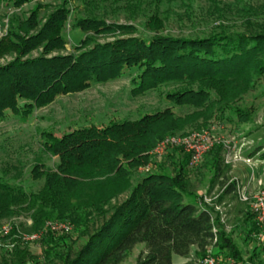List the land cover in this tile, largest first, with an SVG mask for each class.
<instances>
[{"label": "trees", "instance_id": "16d2710c", "mask_svg": "<svg viewBox=\"0 0 264 264\" xmlns=\"http://www.w3.org/2000/svg\"><path fill=\"white\" fill-rule=\"evenodd\" d=\"M206 1L213 28L176 35L163 30L174 6L184 8L180 19L193 20L198 0H0V18L8 19L5 33L0 24V123L10 113L28 122L61 96L124 77L133 96L156 91L169 104L136 119L91 118L62 131L36 127L43 153L57 161L50 166L36 158L28 169L38 189L24 182L25 165L13 173L0 169V243L13 242L0 264H122L136 249L134 264H174L175 256L197 264L210 248L241 264H264L262 229L240 200L242 186L222 144L205 155L197 181L182 149L169 150L170 172L151 154L168 134L217 120L254 122L255 106L245 98L257 89L264 96V1ZM28 3L35 4L27 13L15 11ZM123 13L130 22H118ZM231 14L239 22H229ZM68 24L81 35H68ZM68 45L71 51L63 52ZM246 156L264 159V142ZM150 163L157 167L140 177L139 167ZM206 173L212 203L198 195ZM223 203L236 209L231 231L232 209L222 221L215 207ZM23 211L32 222L14 224ZM237 214L244 216L245 242L261 244L247 259L233 237ZM47 222L70 229L43 232L38 255L22 237Z\"/></svg>", "mask_w": 264, "mask_h": 264}, {"label": "rangeland", "instance_id": "374dc122", "mask_svg": "<svg viewBox=\"0 0 264 264\" xmlns=\"http://www.w3.org/2000/svg\"><path fill=\"white\" fill-rule=\"evenodd\" d=\"M44 2H52L53 4L58 3L60 0H43ZM230 2L232 0H224ZM256 2H263L264 0H255ZM72 4L76 3V0H71ZM35 3H28L22 6L21 8L15 9L18 13H27L30 8L33 7ZM175 14L170 18L169 22L164 26L165 32H170L176 35L181 34H197L209 32L215 25V19L208 12L211 11L208 9V3L206 0H198L195 10L193 12V20L184 16V19H180L179 14H183L184 8L179 5L174 6ZM238 14H231L228 16V21L233 23L235 21L239 22ZM114 20L116 18H113ZM111 19L112 21H114ZM145 20L142 17L138 20ZM8 19H1L0 24L2 28V33L6 31V24ZM126 13L120 14L118 22L126 23L128 22ZM130 22V21H129ZM67 33L71 37L80 36L81 33L77 29L71 28L67 25ZM71 51L69 45L66 50L63 52ZM131 84L128 77L116 79L106 83L95 84L92 87L88 88L85 91L79 93L68 94L59 97L50 105L40 108L34 112L33 117L28 122H23L17 116L9 114L8 118L0 123V169L2 167H7L10 169L11 173L15 170L13 167L20 166L21 164L25 165L24 169V182L27 185L33 186L35 189H38L40 182H34L29 176V168L37 160L36 158L42 157L46 164L53 166L57 161V157H50L43 153L39 135L36 127L41 128H54V130H64L69 126H76V122L81 124H89V119L95 118L99 122H106L111 117L116 118H131L136 119L139 117L140 113L143 111H151L155 109H164L169 104L165 102L158 92L151 91L145 95L133 96L130 92ZM260 89L250 92L246 98V105L255 106L254 122L250 123H234L224 121H216L212 124L210 128H205L203 130L209 131L211 136L215 141L214 146L222 144L225 148V154L230 158H247L246 154L248 151L252 150L258 144L264 142V96H259ZM244 104V103H243ZM176 111L179 114H184L187 112L186 108L176 107ZM193 131V130H189ZM188 131V132H189ZM180 134V133H175ZM170 135V134H168ZM167 135V136H168ZM155 148V147H154ZM153 148V149H154ZM152 152V151H151ZM171 152L161 158L159 164L164 166L166 172L171 171L170 160L168 157ZM183 156L184 154H180ZM153 156V155H152ZM185 156V155H184ZM154 157V156H153ZM259 158H255L250 165L245 163L242 160L229 162L233 168L234 173L238 172V176L243 177L246 175L244 170L247 166L261 167V174L257 178V185H254V181H249L250 184L246 183L248 190L250 192L254 191V188L264 189V163ZM154 157V161H155ZM205 160V159H204ZM204 160L195 168L190 170L189 175L195 181L198 180L199 176L202 174L200 171L201 165L204 163ZM152 165V163H150ZM148 165V164H147ZM141 165L139 170L141 171ZM157 167V166H156ZM156 167H151L149 172H152ZM238 170H244V173H239ZM145 174V173H144ZM147 174V173H146ZM207 174V173H206ZM143 173L140 175V177ZM207 178L208 174L204 177L203 185L204 187L198 191V195L204 199L208 195L207 187ZM247 176H244V179ZM249 179V178H248ZM241 180V179H240ZM213 196V194H212ZM223 211H229L231 206L224 204ZM234 215L231 213L228 215L226 220L227 231H231L233 226ZM238 215V214H237ZM244 216L239 217L237 220L238 226L234 228L233 237L237 241L238 245L242 248L244 252V258L247 259L253 248L257 245H261L258 241L250 240L245 242L246 235L244 233V226L242 225ZM19 221L31 223L32 220L29 219V215L26 211L14 220V224ZM31 251L35 254L41 253V246L37 241L28 242ZM13 248V242L9 241L7 243H0V254L3 252H10ZM138 253L136 249L133 254L129 257L128 260L122 264H134L135 257ZM261 259L264 260V256H261ZM237 262V261H236ZM242 262H237L241 264Z\"/></svg>", "mask_w": 264, "mask_h": 264}, {"label": "built area", "instance_id": "2783aa9c", "mask_svg": "<svg viewBox=\"0 0 264 264\" xmlns=\"http://www.w3.org/2000/svg\"><path fill=\"white\" fill-rule=\"evenodd\" d=\"M215 141L211 136L209 131L206 130H193L185 134H170L163 139H161L152 150L151 154L155 157L156 162H160L169 150L172 148L182 149L184 153L189 154V167H197L204 159L205 155L214 147ZM220 143V142H219ZM242 160L248 165L252 162V158H230L226 156V162H232ZM153 167L151 164L145 165L142 167V173H148ZM241 190H240V200L246 202L249 205L250 210L255 214L256 220L259 223L262 231L258 234V238L264 242V189L254 188L253 192L248 190V185L243 184L241 181ZM215 198H217L215 196ZM213 198L209 195H206L204 200L207 203H212ZM216 205V210L220 211L222 214V221H225L226 215L223 211V205ZM11 226L6 225L3 227L4 233L10 231ZM52 230L55 232L68 231L70 226L64 223H53L47 222L45 228L41 232H36L31 235H24L22 240L24 242L37 241L41 238L43 232L47 230ZM197 264H237L234 258L228 257L227 259L216 255L212 248H210L207 254L198 260Z\"/></svg>", "mask_w": 264, "mask_h": 264}, {"label": "crops", "instance_id": "0c3cea01", "mask_svg": "<svg viewBox=\"0 0 264 264\" xmlns=\"http://www.w3.org/2000/svg\"><path fill=\"white\" fill-rule=\"evenodd\" d=\"M253 158V160L255 159V158H259V156H254V157H252ZM258 160H261L262 161V163H264V159H262V158H259ZM256 168H258V169H255L254 167H246L244 170L246 171V175H243V177H239L238 176V172H236V173H234L235 175H234V177L237 179V180H239V181H241L243 184H245V185H247L246 183H248V184H250V182L249 181H252V179H253V183H254V185H257V183L259 182V181H257V178H259V176H260V174H261V167L259 168V167H256ZM244 170H238L239 171V173H244ZM234 172V171H233ZM244 176L246 177L247 176V178H245L244 179ZM249 178V179H248ZM241 179V180H240ZM249 187H250V185H248ZM231 215H234V212L236 211V209L234 208V205L232 206L231 205ZM236 215V214H235ZM235 217V216H234ZM238 218L239 217H241V214H238V216H237ZM188 258H184V257H180V256H175L174 257V264H184V263H186V262H188Z\"/></svg>", "mask_w": 264, "mask_h": 264}]
</instances>
